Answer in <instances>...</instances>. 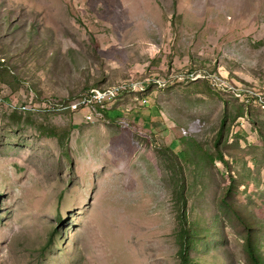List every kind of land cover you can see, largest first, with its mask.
<instances>
[{
	"label": "rangeland",
	"instance_id": "rangeland-1",
	"mask_svg": "<svg viewBox=\"0 0 264 264\" xmlns=\"http://www.w3.org/2000/svg\"><path fill=\"white\" fill-rule=\"evenodd\" d=\"M177 185L194 264L264 258V0H0V264H181Z\"/></svg>",
	"mask_w": 264,
	"mask_h": 264
},
{
	"label": "trees",
	"instance_id": "trees-1",
	"mask_svg": "<svg viewBox=\"0 0 264 264\" xmlns=\"http://www.w3.org/2000/svg\"><path fill=\"white\" fill-rule=\"evenodd\" d=\"M93 111L95 114H100L106 119L110 120H116L117 118L111 117L110 113L113 112L104 110V108H101L99 106L93 107ZM224 125V122H222V126ZM183 139L181 138L178 141V144L180 145V149L173 151L171 148V151H173L174 155H185V151L182 150ZM174 144V142L172 143ZM177 154V155H176ZM179 170L177 172L178 175L181 174V171L179 169V165L177 167ZM178 186V189L175 192L176 200L179 205L178 211H180V214L178 215V225H179V232H178V243H179V250H178V257L181 264H194L189 257L190 251L194 248V241H195V232L190 228V225H188V221L185 215V200L183 195V186ZM230 192V188L227 189V193ZM222 205L226 206V203L223 201ZM237 218L239 221L243 222L247 228L246 233L244 237V246H245V252L247 254V257L251 264H264V258H262L260 253V246L259 241L257 237V229L256 225L254 223L249 222L246 218L241 216V214L237 215ZM256 230V231H255Z\"/></svg>",
	"mask_w": 264,
	"mask_h": 264
},
{
	"label": "built area",
	"instance_id": "built-area-1",
	"mask_svg": "<svg viewBox=\"0 0 264 264\" xmlns=\"http://www.w3.org/2000/svg\"><path fill=\"white\" fill-rule=\"evenodd\" d=\"M155 82H160V81H155ZM110 96L107 97H99V96H93L91 94H87L86 96H84V98L81 100V102H79V104L77 105H84V106H89V107H96L98 106V102L105 100L107 98H109Z\"/></svg>",
	"mask_w": 264,
	"mask_h": 264
},
{
	"label": "bare ground",
	"instance_id": "bare-ground-1",
	"mask_svg": "<svg viewBox=\"0 0 264 264\" xmlns=\"http://www.w3.org/2000/svg\"><path fill=\"white\" fill-rule=\"evenodd\" d=\"M97 96H99V97H107V96H110L109 98H113L114 97V93L111 92V91H108V92H106L103 95H101V93L100 94L98 93ZM100 103H102V102H100Z\"/></svg>",
	"mask_w": 264,
	"mask_h": 264
}]
</instances>
